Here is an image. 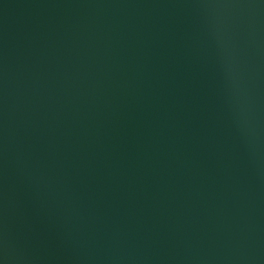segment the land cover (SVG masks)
<instances>
[{
  "label": "water",
  "instance_id": "1",
  "mask_svg": "<svg viewBox=\"0 0 264 264\" xmlns=\"http://www.w3.org/2000/svg\"><path fill=\"white\" fill-rule=\"evenodd\" d=\"M0 264H264V0H0Z\"/></svg>",
  "mask_w": 264,
  "mask_h": 264
}]
</instances>
